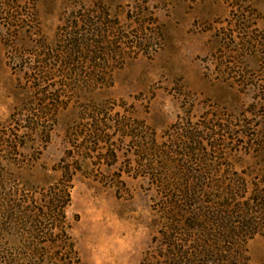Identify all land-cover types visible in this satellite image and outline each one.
Here are the masks:
<instances>
[{
	"label": "rangeland",
	"instance_id": "374dc122",
	"mask_svg": "<svg viewBox=\"0 0 264 264\" xmlns=\"http://www.w3.org/2000/svg\"><path fill=\"white\" fill-rule=\"evenodd\" d=\"M68 33L88 40L83 61L65 59ZM51 49L64 54L46 59ZM66 62L79 71L41 72ZM43 91L63 97L45 117L48 142L32 137L26 152L24 119L39 114L31 103ZM95 127L103 141L88 136ZM195 130L204 153L185 156ZM61 164L73 171L65 213L78 264H164L163 202L174 192L155 178H243L247 192H264V0H0V244L10 260L37 243L41 261L56 262L54 234L32 237L10 213L28 184L43 202ZM246 249L249 264H264L263 236Z\"/></svg>",
	"mask_w": 264,
	"mask_h": 264
},
{
	"label": "trees",
	"instance_id": "16d2710c",
	"mask_svg": "<svg viewBox=\"0 0 264 264\" xmlns=\"http://www.w3.org/2000/svg\"><path fill=\"white\" fill-rule=\"evenodd\" d=\"M64 37L61 47H65L67 50L65 51L68 57L65 56V59H69V61L86 59L84 49L88 40L82 37V34L79 37L76 33ZM93 41L95 45L99 43ZM47 51L50 49L47 48ZM58 52L63 56L64 50L54 51L51 49V53L48 52L49 58L46 59H55L59 55L56 54ZM76 54L79 55L78 58H75ZM42 64L41 72L46 77L52 75L53 71H62L64 73L62 76L65 77L67 71H79L77 68L68 67L67 62L61 70L52 68L45 63ZM66 85L64 84L65 87H72V85ZM47 94L49 93L41 92V96L31 103L34 106H39L38 108L41 110L39 114H33L24 119L27 122L26 140L22 147L26 152L36 150L35 146H31V143L36 141L32 137L44 136L43 138H46L47 142L50 139L48 128L43 125L44 120L46 117L49 121V117L54 115L57 105L52 102H56L63 95L60 93L57 95L55 92L51 93L52 97H50ZM87 131H90L88 136L93 137L96 141H103L104 136L100 128L95 127L87 129ZM84 132L86 133V130L81 129L80 134H77L76 131L75 135L79 136ZM185 135L187 141L183 143L185 152L181 154L192 157L200 155L201 152L204 153L199 141L203 140V136L199 132L196 130L187 131ZM9 145L10 149L14 151L21 146L18 140H15L14 143L10 141ZM193 151L199 152L194 154ZM202 166H204L203 171L209 170L210 165L205 161L202 162ZM71 168V165L62 167L61 164L60 168L51 169V171L59 173L56 178L58 180L56 183H49L51 185L44 188L43 202L29 199L28 194L36 193L37 189L28 187L29 184L26 185L24 189L27 190L25 193L28 198L14 203V214L10 213L14 215L17 224L29 221L27 223L33 231L31 235L34 234L32 237L39 238L40 235L54 234V240L49 242L56 252L53 258L56 262L53 264L79 263L73 239L69 234L67 235L68 225L65 213L70 202L72 188L73 171ZM155 179L157 184L161 183L162 189L174 192L163 202L165 204L163 208L165 222L162 224L164 230L159 244L163 250L161 257H163L164 264H249L246 242L256 235L264 237V192L259 186L253 187V192H247L249 183L243 182V178L237 186H235V180L224 182L218 179L197 178L166 182L161 178ZM4 218L0 217V231L3 232H5L2 226ZM46 223L50 224L47 226ZM37 249H39L37 243L32 244L31 248L28 247V251L31 253L27 259L14 258L10 260L3 245L0 244V264H45L44 261H41L40 251ZM143 264L145 263L143 262Z\"/></svg>",
	"mask_w": 264,
	"mask_h": 264
}]
</instances>
